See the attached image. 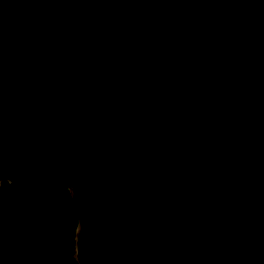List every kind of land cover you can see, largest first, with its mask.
<instances>
[{"label": "water", "instance_id": "1", "mask_svg": "<svg viewBox=\"0 0 264 264\" xmlns=\"http://www.w3.org/2000/svg\"><path fill=\"white\" fill-rule=\"evenodd\" d=\"M37 178L78 264H264V0H0V210Z\"/></svg>", "mask_w": 264, "mask_h": 264}, {"label": "trees", "instance_id": "2", "mask_svg": "<svg viewBox=\"0 0 264 264\" xmlns=\"http://www.w3.org/2000/svg\"><path fill=\"white\" fill-rule=\"evenodd\" d=\"M57 216L74 236L73 198L56 180L34 179L9 197L0 210V264H77L62 240Z\"/></svg>", "mask_w": 264, "mask_h": 264}, {"label": "flooded vegetation", "instance_id": "3", "mask_svg": "<svg viewBox=\"0 0 264 264\" xmlns=\"http://www.w3.org/2000/svg\"><path fill=\"white\" fill-rule=\"evenodd\" d=\"M60 185L62 186V188H64L63 187V185L60 183ZM61 225V224H60ZM61 231H62V226H61ZM62 234H63V232H62ZM62 236V235H61ZM63 240V239H62ZM64 242V241H63ZM65 244V243H64ZM67 247V246H66ZM67 249H68V247H67ZM68 251H69V249H68ZM69 253L71 254V252L69 251ZM72 255V254H71ZM72 257L74 258V260L76 261V259H75V257H74V255H72ZM76 263H77V261H76ZM78 264V263H77Z\"/></svg>", "mask_w": 264, "mask_h": 264}]
</instances>
